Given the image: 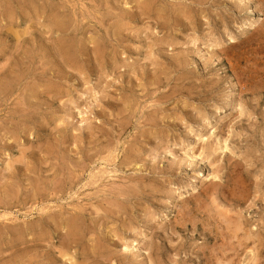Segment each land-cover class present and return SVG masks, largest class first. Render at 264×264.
<instances>
[{
	"label": "rangeland",
	"instance_id": "obj_1",
	"mask_svg": "<svg viewBox=\"0 0 264 264\" xmlns=\"http://www.w3.org/2000/svg\"><path fill=\"white\" fill-rule=\"evenodd\" d=\"M0 84V264H264V0H0Z\"/></svg>",
	"mask_w": 264,
	"mask_h": 264
},
{
	"label": "bare ground",
	"instance_id": "obj_2",
	"mask_svg": "<svg viewBox=\"0 0 264 264\" xmlns=\"http://www.w3.org/2000/svg\"><path fill=\"white\" fill-rule=\"evenodd\" d=\"M58 21H59V20H58ZM58 21H57V22H58ZM61 26H62V24H61ZM58 27H59V26H58ZM10 32H12V31H10ZM14 36H17V35L14 34ZM17 40H18V39H17ZM16 44H17V43H16ZM73 46H74V44H73ZM80 46H81V45H80ZM78 48H79V47H78ZM70 49H72V48L70 47ZM64 50H65V48L63 49V52H64ZM54 51H55V50H54ZM68 51L71 52V50H68ZM68 51H67V54L70 53V52H68ZM74 51H75V49H74ZM23 52H24V51H23ZM72 52H73V49H72ZM30 53H31V52H30ZM65 53H66V52H65ZM73 53H74V52H73ZM73 53H72V54L70 53V54L73 55ZM67 54H66V56H67ZM76 55H77V54H76ZM77 57H78V56H77ZM17 59H18V58H17ZM66 59H67V58H66ZM71 59H72V58H71ZM73 59H75V58H73ZM68 60H70V58H68ZM69 62H70V61H69ZM16 64H17V63H16ZM16 64H15V65H16ZM33 64H34V63H33ZM17 65H18V64H17ZM12 66H14V65H12ZM15 67H16V66H14V70H15ZM71 67H72V66H71ZM5 69H6V68H5ZM9 69H10V67H9ZM25 70H26V69H25ZM10 71H11V70H10ZM22 71H23V70H22ZM12 72H13V70H12L11 73H10L11 76H12ZM13 73H14V72H13ZM8 74H9V73H8ZM45 75H46V74H45ZM8 76H9V75H8ZM16 76H17V75H16ZM9 77H10V76H9ZM7 79H8V77H7ZM12 79H14V78L12 77ZM16 79H18V78L16 77ZM10 81H11V77H10ZM12 81H13V80H12ZM12 81H11V82H12ZM14 81H17V80H14ZM2 82H3V80H2ZM4 82H6V81H4ZM4 82H3V83H4ZM7 82H8V81H7ZM7 82H6L7 85L10 84V82H9V83H7ZM3 83H1V84H3ZM16 83H17V82H16ZM1 84H0V85H1ZM4 84H5V83H4ZM6 84H5V85H6ZM13 84H14V83H13ZM5 85H4V87L7 86V85H6V86H5ZM0 87H2V85H1ZM7 87H8V86H7ZM11 87H12V86H11ZM2 88H3V87H2ZM8 88H9V87H8ZM8 88H7V90H8ZM48 89H49V88H48ZM11 90H12V88H11ZM2 91H3V93H4V89H3ZM7 92H8V91H7ZM31 92H32V91H31ZM31 92H30V95H31ZM33 92H34V90H33ZM33 92H32V93H33ZM1 93H2V92H1ZM8 93H10V91H9ZM30 95H29V97H30ZM32 96H33V94H32ZM3 97H4V96H3ZM30 98H32V97H30ZM6 99H7V98H6ZM27 102H28V101H27ZM30 103H31V101H30ZM30 103H29V104H30ZM24 104H25V102H24ZM26 105L28 106V104H26ZM31 106H32V104H31ZM25 107H26V106H25ZM21 108H22V107H21ZM21 108H20V109H21ZM23 108H24V107H23ZM20 109H19V110H20ZM26 109H27V108H26ZM28 109H29V108H28ZM129 109H130V108H129ZM129 109H128V110H129ZM22 110H23V109H22ZM120 110H121V109H120ZM21 112H23V111H21ZM21 112H20V113H21ZM22 114H23V113H22ZM6 127H7V126H6ZM7 128H8V127H7ZM89 128H90V127H89ZM21 129H22V127H21ZM6 130H7V129H6ZM4 132H5V131H4ZM7 132H8V131H7ZM103 132H104V131H103ZM8 134H9V133H8ZM44 145H45V144H44ZM40 147H41V146H40ZM49 149H50V148H49ZM19 150H20V149H19ZM20 153H21V152H20ZM21 160H22V159H21ZM17 166H18V165H17ZM16 171H17V170H16ZM68 173H69V172H68ZM74 178H75V177H74ZM47 184H48V183H47ZM26 186H27V185H26ZM213 186H214V185H213ZM211 187H212V186H211ZM212 189H214V188H211V191L213 192ZM7 192H8V191H7ZM7 192H6V193H7ZM210 193H211V192H210ZM14 194H15V193H14ZM211 194H212V193H211ZM233 194H234V193H233ZM7 195H8V194H7ZM205 195H206V194H205ZM231 195H232V194H231ZM208 198H209V197H208ZM232 198H233V197H232ZM223 204H224V203H223ZM230 206H231V205H230ZM215 208H216V207H215ZM221 211H222V210H221ZM4 214H5V213H4ZM228 217H229V216H228ZM230 218H231V217H230ZM227 219H229V218H227ZM64 221H65V220H64ZM66 221H67V220H66ZM230 221H231V220H230ZM239 221H240V220H239ZM233 222H234V220L232 221V223H233ZM237 222H238V221H237ZM66 223H67V222H66ZM69 223H70V222H69ZM235 223H236V221H235ZM227 224H228V222H227ZM232 225H233V224H232ZM238 225H240V223H238ZM68 226H69L70 228L74 229V226H73L72 224H68ZM240 226H241V225H240ZM57 227H58V226H57ZM37 228H38V227H37ZM41 228H42V227H41ZM233 228H234V227H233ZM233 228H232V229H233ZM243 228H244V227H243ZM234 229H235V228H234ZM242 230L244 231V229H242ZM242 230H241V232H242ZM233 231H234V230H233ZM236 231L238 232L237 229H236ZM245 231H246V230H245ZM245 231H244V232H245ZM248 231H249V230H248ZM248 231H247V232H248ZM83 232H84V231H83ZM228 232H229V231H228ZM230 232H231V231H230ZM239 232H240V230H239ZM17 233H18V232H17ZM71 233H72V235H73V230H72ZM235 233H236V232H235ZM13 234H14V233H13ZM80 234H81V233H80ZM239 234H240V233H239ZM241 234H242V233H241ZM245 234H248V233L245 232ZM245 234H244V235H245ZM249 234H250V232H249ZM70 235H71V234H70ZM237 235H238V234H237ZM74 236H75V235H73V237H74ZM250 236H251V235H250ZM252 236H253V235H252ZM255 236H257V235H255ZM255 236H254V237H255ZM234 237H235V236H234ZM246 237L249 238L248 235H246ZM241 238H242V236H241ZM237 240H238V242H239V239H237ZM243 240H244V239H243ZM248 240H249V239H248ZM248 240H247V241H248ZM250 240H251V239H250ZM256 240H257V239H256ZM14 241H15V240H14ZM241 241H242V240H241ZM241 241H240V242H241ZM247 241H246V242H247ZM257 241H258V240H257ZM253 242H255V241H252V243H253ZM258 242H259V241H258ZM244 244H245V243H244ZM247 244H248V243H247ZM254 245H255V243H254ZM226 246H227V245H226ZM247 247H248V245H247ZM254 248H255V246H254ZM254 248H253V251H254ZM256 250H257V249H256ZM245 251H246V250H245ZM252 253H253V252H252ZM254 253H255V252H254ZM25 255H26V254H25ZM62 256H63V255H62ZM66 256H67V255H66ZM251 257H252V256H251ZM255 258H256V257H255ZM221 261H222V260H221ZM20 262H21V261H20ZM23 262H24V261H22V263H23ZM27 263H28V262H27ZM221 263H222V262H221ZM250 263H251V262H250ZM15 264H17V263H15ZM217 264H218V263H217ZM219 264H220V263H219Z\"/></svg>",
	"mask_w": 264,
	"mask_h": 264
}]
</instances>
